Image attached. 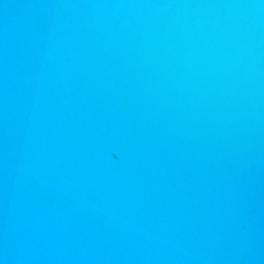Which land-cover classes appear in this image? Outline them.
Here are the masks:
<instances>
[{"label":"water","instance_id":"water-1","mask_svg":"<svg viewBox=\"0 0 264 264\" xmlns=\"http://www.w3.org/2000/svg\"><path fill=\"white\" fill-rule=\"evenodd\" d=\"M0 264H264V0H0Z\"/></svg>","mask_w":264,"mask_h":264}]
</instances>
